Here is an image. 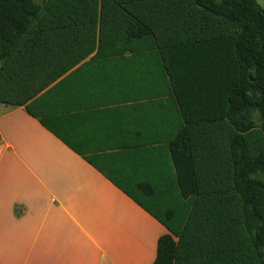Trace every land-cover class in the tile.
I'll return each instance as SVG.
<instances>
[{
  "label": "crops",
  "instance_id": "0c3cea01",
  "mask_svg": "<svg viewBox=\"0 0 264 264\" xmlns=\"http://www.w3.org/2000/svg\"><path fill=\"white\" fill-rule=\"evenodd\" d=\"M58 42L23 85L0 84V264H152L183 227L166 190L190 198L164 149L172 104L130 52ZM192 256L180 264H204Z\"/></svg>",
  "mask_w": 264,
  "mask_h": 264
},
{
  "label": "rangeland",
  "instance_id": "374dc122",
  "mask_svg": "<svg viewBox=\"0 0 264 264\" xmlns=\"http://www.w3.org/2000/svg\"><path fill=\"white\" fill-rule=\"evenodd\" d=\"M257 2L264 7V0ZM18 6L14 21L0 20L4 27L0 51L9 48L0 60V84L23 85L38 71L43 53L61 40L84 51L130 52V61H140L145 68V83H162V106L172 104L173 123L164 149L170 155L169 141L183 128L189 138L198 194L183 202L188 211L177 208L179 203L168 197L174 194L173 183L166 190L171 210L164 207V217L182 216L177 237L190 248L192 261L206 264L208 256L210 264H258L235 227L232 203L238 199L232 191L228 149L232 138L240 136L247 156L264 162L256 107L261 97L256 87H248L251 102H246L243 132L224 117L229 86L214 36L223 31L225 21L194 7L190 0H18ZM134 21L150 33L129 38L126 28ZM232 29L236 33L239 28ZM249 30L243 25L239 31L249 36ZM248 78L253 81L252 73ZM259 178L263 180V175ZM259 205L257 227L264 235V190H259Z\"/></svg>",
  "mask_w": 264,
  "mask_h": 264
},
{
  "label": "trees",
  "instance_id": "16d2710c",
  "mask_svg": "<svg viewBox=\"0 0 264 264\" xmlns=\"http://www.w3.org/2000/svg\"><path fill=\"white\" fill-rule=\"evenodd\" d=\"M190 3L225 21L223 31L214 36L215 44L222 53V67L229 86L224 98L226 104L222 107L224 117L238 132H243L244 112L248 107L246 102L251 100L247 94L248 87H256L261 97L256 107L264 137V7L257 0H190ZM18 7V0H0V20L7 23L14 21ZM243 25L250 29L249 36L239 31ZM230 26L239 29L234 33V29L229 31ZM0 30H4L3 25H0ZM149 33L139 21H134L126 28L129 38H139ZM252 40H255V48L252 47ZM8 49L0 51V60L8 55ZM249 73H252L253 81L249 80ZM169 150L180 196L184 199L196 196L198 186L185 128L170 141ZM228 155L232 191L238 199L232 203L235 227L252 249L258 264H264V235L257 227L261 219L259 190H264V162L247 156L240 136L232 138ZM259 175H263V180H260ZM137 187L142 193L151 195L147 186ZM180 248L183 250L180 251ZM189 249L184 241H176L175 236L166 233L158 239L156 257L152 264H175L177 256L179 264L182 260L188 262L189 253L184 250Z\"/></svg>",
  "mask_w": 264,
  "mask_h": 264
}]
</instances>
